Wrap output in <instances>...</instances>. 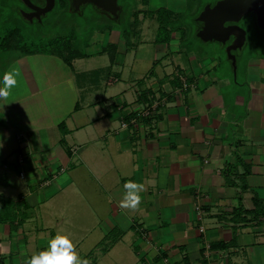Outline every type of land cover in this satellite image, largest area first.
Masks as SVG:
<instances>
[{
  "label": "crops",
  "instance_id": "crops-1",
  "mask_svg": "<svg viewBox=\"0 0 264 264\" xmlns=\"http://www.w3.org/2000/svg\"><path fill=\"white\" fill-rule=\"evenodd\" d=\"M160 8L134 11L125 34L107 24L76 56L17 49L0 63L16 80L0 96V264L57 232L88 264H264V59L220 73L152 19L154 67L139 77L132 54ZM127 181L143 185L134 208L119 203Z\"/></svg>",
  "mask_w": 264,
  "mask_h": 264
},
{
  "label": "rangeland",
  "instance_id": "rangeland-1",
  "mask_svg": "<svg viewBox=\"0 0 264 264\" xmlns=\"http://www.w3.org/2000/svg\"><path fill=\"white\" fill-rule=\"evenodd\" d=\"M217 1L152 0L150 6L148 3L146 6L145 0H118L120 9L118 17H116L91 3H83L80 7H76L73 0H55V6L51 11L43 14L40 18L30 19V9L22 0H0V44L6 45L7 40H5V37L8 34L18 32L20 36L16 35L13 42L15 41V48L19 51L22 50V47H26L60 53L64 49L59 47H64L65 43H69L68 39L70 38L74 41L71 48L84 52V50H87L86 46L88 44L92 45L93 42L95 45H102L97 40L99 39V32L105 31L107 24H110V27L117 31L121 30L123 34L131 28L130 25L134 27L136 24H131L129 21L130 16L135 18L134 11L137 12V9L143 8L147 12L148 9L153 10L157 6H163L166 10L170 9L174 13V15H171L168 11H164L163 16L165 19L172 21L176 19L175 23H178V25L174 26L184 29V33L187 32V41H189L187 47H193L192 49L198 51V53L203 51L209 57L222 61V66L217 68V71L232 75L236 69L238 71L245 70L251 59H264V30L256 24L253 13L241 18L238 25L246 30V41L242 48L231 51V56L236 57L235 60H232L226 51V47L222 44L214 41L204 42L197 36L201 28V23L197 21L198 14L203 11L206 5H214ZM156 15V13L147 14L144 22L145 27L143 30L147 29L146 40L148 45L145 49L136 50L132 54L136 58V63L130 65L129 71L133 70L139 73V77L148 74L154 67L152 46L154 45L153 37L157 23L148 21L152 19L154 21L157 18ZM163 33L164 31H160V35H164ZM15 48L13 49L15 50ZM94 49L95 46H92L91 50L94 51ZM18 50L8 52L9 48L4 49V51L0 48V63L19 56ZM62 54L67 53L62 52ZM197 57H200V55H197ZM252 61L255 62L256 60Z\"/></svg>",
  "mask_w": 264,
  "mask_h": 264
},
{
  "label": "water",
  "instance_id": "water-1",
  "mask_svg": "<svg viewBox=\"0 0 264 264\" xmlns=\"http://www.w3.org/2000/svg\"><path fill=\"white\" fill-rule=\"evenodd\" d=\"M31 10L30 19L40 18L51 11L55 0H42L43 6L34 4L31 0H22ZM76 7L91 3L98 8L118 17L120 7L118 0H73ZM254 14L256 24L264 30V0H218L214 5H206L198 14L197 21L201 28L197 36L204 42L211 41L222 44L232 60L231 51L242 48L246 41V30L238 22L247 14ZM231 42V43H230ZM229 44V45H228Z\"/></svg>",
  "mask_w": 264,
  "mask_h": 264
},
{
  "label": "clouds",
  "instance_id": "clouds-1",
  "mask_svg": "<svg viewBox=\"0 0 264 264\" xmlns=\"http://www.w3.org/2000/svg\"><path fill=\"white\" fill-rule=\"evenodd\" d=\"M0 81H3L0 85V96L7 97L16 83L15 76L12 72H5L0 77ZM142 191V184L133 181L125 182L120 206L136 207L141 200ZM25 264H88V260L78 254L73 239L68 233L57 232L48 240L47 247L28 257Z\"/></svg>",
  "mask_w": 264,
  "mask_h": 264
},
{
  "label": "trees",
  "instance_id": "trees-1",
  "mask_svg": "<svg viewBox=\"0 0 264 264\" xmlns=\"http://www.w3.org/2000/svg\"><path fill=\"white\" fill-rule=\"evenodd\" d=\"M146 2V4H147V0H145ZM144 3V4H145ZM125 10H126V7H125ZM164 11H168L171 15H174V13L172 12V11H170V10H166L165 8H160V9H158L155 13L157 14L156 16H157V18H156V20L158 21V23H159V36H160V41H162V42H165V41H168V40H170V37H171V32H170V30H168V26L169 27H172V29H180L179 28V26H174V25H178V23H175L176 22V19H173V21L172 20H167V19H165V17L163 16V13H164ZM149 13V12H148ZM155 13H150V14H155ZM168 14V13H167ZM169 14V15H170ZM182 26H183V24H182ZM160 31H164V35H160ZM15 33V34H14ZM14 33H11V34H8L6 37H5V40H7L6 41V45H1L0 44V48H4V49H6V48H12V47H15V44L16 43H14L13 42V40H15V36L17 35H19L18 34V32L16 33V32H14ZM20 36V35H19ZM17 38V37H16ZM68 42L69 43H65V46L64 47H59V48H62V49H64L62 52H65V53H67V54H71V56H76V55H78V54H80V50H77V49H72L71 47H72V44H74V41L72 40V39H68ZM24 43V42H23ZM29 46V45H28ZM17 47V46H16ZM20 47V46H19ZM18 47V48H19ZM31 47V46H30ZM22 50L23 51H27V52H34V51H43V50H36V49H33V48H26V47H22ZM47 52V51H46ZM62 52H60L59 54H62ZM53 53V52H52ZM54 53H57V52H54Z\"/></svg>",
  "mask_w": 264,
  "mask_h": 264
},
{
  "label": "built area",
  "instance_id": "built-area-1",
  "mask_svg": "<svg viewBox=\"0 0 264 264\" xmlns=\"http://www.w3.org/2000/svg\"><path fill=\"white\" fill-rule=\"evenodd\" d=\"M19 161H20V162L23 161L22 155H19ZM21 177H22V178L24 177V174H23V173L21 174ZM45 183L47 184L48 182L46 181ZM200 231H201V232H204V229L201 227V228H200ZM206 249H209V246H206ZM167 261H168L167 259H164L165 264H167Z\"/></svg>",
  "mask_w": 264,
  "mask_h": 264
},
{
  "label": "flooded vegetation",
  "instance_id": "flooded-vegetation-1",
  "mask_svg": "<svg viewBox=\"0 0 264 264\" xmlns=\"http://www.w3.org/2000/svg\"><path fill=\"white\" fill-rule=\"evenodd\" d=\"M34 4L38 5V6H43L44 5V2L42 0H31ZM30 13H31V10H30Z\"/></svg>",
  "mask_w": 264,
  "mask_h": 264
}]
</instances>
